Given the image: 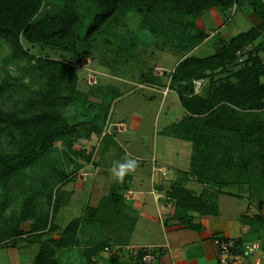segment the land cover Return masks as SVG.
<instances>
[{"label":"trees","instance_id":"1","mask_svg":"<svg viewBox=\"0 0 264 264\" xmlns=\"http://www.w3.org/2000/svg\"><path fill=\"white\" fill-rule=\"evenodd\" d=\"M47 1L61 5L52 8L51 12H44ZM87 1L92 15L79 10L77 0H0V39L8 42L18 56L31 54L24 46L25 40L31 44L58 48L71 46V53L80 58L84 55L93 56L96 42L100 40L105 53L104 46L114 44L110 37L118 31L122 33V28L128 29L134 16H140V24L146 20L144 25L152 28L151 35L157 49L173 47L175 52L185 55L172 73L171 87L176 90L186 115L179 122L173 123L170 131L167 130L175 137L192 144V156L190 169L168 192V201L174 208V216L189 226L193 225L191 212H198L202 216H217L220 212L217 197L220 194L243 197L242 192H234L231 188L247 184L250 189L248 199L256 203L259 212L243 215V221L249 226L250 234L262 241L264 248V214L261 213L264 181L260 180L264 175V63L257 53L258 49L246 51V47L264 32V0ZM243 2L252 5L259 25L234 35L229 41L221 40L219 47L215 46L214 53L209 56L188 55L207 37V33L197 22L201 14L217 4L227 8ZM157 22L162 25L159 31L155 28ZM131 35L123 39L119 36V49L112 47L109 50L118 56L122 50L136 47V33ZM244 53L245 59L240 61V55ZM110 58L114 62L115 55ZM37 61L41 71L50 70L58 74L57 76L73 70L62 59L37 57ZM109 66L111 69L115 67L113 63ZM151 71L152 67L142 75V79L161 84V80L152 76ZM201 80H206V83L197 91L196 82ZM8 87L10 83L4 80L0 85V93ZM54 87L44 93L45 107L40 111H32L28 115L0 111V131L3 130L14 139L18 131L24 135L20 142L22 144L19 143L16 151L0 152V187L9 188L10 183L17 177L25 178L41 163L57 139L78 136L79 127L94 125V122L71 123L58 108L67 97ZM103 93L105 98L112 100L111 103L119 97L118 89L112 86ZM110 109L109 103L103 115L104 119L109 115ZM92 128L95 133L102 132L101 126L94 125ZM251 145L257 146L258 151L244 150ZM257 162L261 167L257 168ZM60 174L61 181L66 180L67 174ZM189 177L202 183L207 182L209 186L197 193L187 185ZM42 185L49 188L47 183ZM119 187L127 189L128 183ZM49 189L46 194L51 203L52 190ZM122 197L121 192L116 191L111 198L103 200L97 207H90L86 220L94 223L97 221L100 225L103 222L108 223L109 219L115 218L114 212L117 215L119 211L115 207L123 205ZM58 205L54 200L52 215L59 209ZM36 206L35 195L26 197L22 207L24 218L30 217ZM113 208L112 215L104 218L102 222L99 218L90 219ZM35 220L32 227L34 233L53 232L58 227L47 216H38ZM81 221V218L71 220L62 228L60 237L40 242L34 264H60L57 252L79 244L78 230ZM23 233L16 228L9 229L5 233L4 242L7 243ZM243 241L238 240L240 244ZM4 242H0V245L5 244ZM105 242L85 250L87 264H96L94 255L111 245L110 241ZM151 251L156 254V249L151 247ZM143 254L142 249L139 254H135L141 264H145L142 260ZM118 260L119 255L111 256L112 264H118Z\"/></svg>","mask_w":264,"mask_h":264},{"label":"rangeland","instance_id":"2","mask_svg":"<svg viewBox=\"0 0 264 264\" xmlns=\"http://www.w3.org/2000/svg\"><path fill=\"white\" fill-rule=\"evenodd\" d=\"M60 5L61 3L47 1L43 11L51 12L52 8H58ZM89 5L87 0H77L79 10L87 11L89 15H92L93 12ZM130 21L128 29L122 28V33L119 31L115 33L114 36L117 39L114 36L110 37L114 44L104 46L105 53L103 43L101 44L102 41L100 40L97 41L98 43L96 42L93 56L84 55L80 58L71 53V46L58 48L44 44H31L25 40H23L24 46L31 54L30 56H18L8 42L0 39V85L4 80L10 83V87L6 88L2 94L0 93V111L15 112L19 115H28L32 111H40L45 107L44 93L56 86L59 93L67 97L58 108L64 112L71 123L88 122L90 124L94 122L96 127L101 126L102 129V132L98 134L93 131L92 126L94 125L89 127L80 125L78 136L57 139L41 163L33 168L25 178L17 177L10 183L9 188L0 187L1 243L5 241V233L9 229L22 230L24 232L22 235L27 241L36 242L32 244L29 252L30 255H34L40 250V242L60 237L62 228L71 220L81 218V226L78 230L79 244L59 250L57 252L59 263L87 264L85 250L92 245L111 240L109 242L110 247L103 248L93 257L96 264H110L112 255H120L119 245L112 246V239L115 237L113 234L120 235L126 241L132 236V241L150 239L151 234L145 229L147 228L145 217L138 220L136 229L132 232L130 228L123 229L120 227L121 230H118L119 228L114 221V219H118L116 212L113 214L114 219H109L108 223L103 222L101 225L96 223L97 221L95 223L92 221V223L86 220L89 215L87 210L90 208L87 204L92 202L95 204L96 198L102 202L108 197L111 198L116 191L117 193L121 192V194L129 193L128 188H118L119 185L123 186V184L130 182L128 176L134 174L133 183L135 184L132 186L137 187V185L139 186L138 183H141L143 188H149L151 185L150 178L141 179L137 176L148 175L147 172L150 171L154 160L158 166L164 162L162 154L167 150L171 153L177 150V147L175 149L169 147L171 144L169 142L174 140L169 139L172 136V133H169L171 126L168 128L169 131L167 130L166 136L162 135L161 130L169 124L167 122L176 120L179 115L182 116V109L179 106L170 108L169 101L165 105L162 103V105L161 94L159 93H154L155 96L149 98L147 95L153 94L152 92L135 88L136 85L138 87L142 75L150 67L153 68V66L161 64L170 71L175 67L181 55L174 54L173 47L164 50L157 49L153 41L154 37L151 35L150 29L152 28H147L144 25L146 20L140 24V16H134ZM197 22L201 28L206 29L207 35H212L208 42L192 51L191 54L198 57L213 54L215 46L217 48L221 40L229 41L234 35L247 31L260 23L252 5L248 2L234 4L227 8H222L220 4L214 5L201 14ZM139 25L141 27H138ZM155 28L158 31L161 30V23L157 22ZM135 33V40L138 42L136 47L125 49V51L120 50L118 56L109 50L112 47L115 50L119 49V36H122L123 39ZM250 49L252 51L258 49L259 52L257 53L264 63V32L246 47V51ZM114 55L116 59L114 58V62H112L110 57ZM245 56V53L240 55V61L245 59ZM37 57L65 60L73 67V70H69L63 76H57L58 74H54L50 70L48 72L41 71L38 67ZM105 59L106 62L103 63ZM109 62L113 63L115 67L111 69ZM154 71L159 73L161 70L159 67H155ZM205 83L206 80L196 82V90L199 91ZM111 86L118 89L119 92V97L112 103L109 97L105 98L103 95V92ZM109 103L111 109L109 115L104 119L103 115L106 113ZM15 136L14 139L13 136H9L3 130L0 131V152L11 153L17 150L24 135L18 131ZM257 148V146L251 145L245 147L244 150L255 152L258 151ZM155 152L157 155L154 157ZM179 158L181 159L183 156L181 155ZM126 159H135L137 163H143V166L136 163V168L133 171L126 172L123 178L117 180L111 172L113 163L123 162ZM163 165V173H166L168 166ZM259 166L261 167V164L257 162V168ZM143 171L145 173H142ZM61 172L67 174L64 181L60 179ZM103 175L107 179L104 182L102 193L100 192V184L104 179ZM260 180L264 181V175L261 176ZM96 182L95 198L90 203V192ZM43 183H47L46 186L52 190L51 203H49L46 194L50 189L43 186ZM231 190L247 195L250 192L247 184L238 185ZM30 195H35L37 206L30 217L24 218L22 207L24 200ZM129 195L130 198L134 197L132 192ZM140 197L144 198L140 199ZM150 197V195L142 196L139 194L137 200H134L135 206L127 207L128 214L137 217L140 212L135 207L142 208L141 201L144 200L148 203ZM122 198L124 199L125 196ZM54 200L58 202L59 209L52 215ZM223 201L224 203L232 201L231 208L225 210ZM220 202L223 212H239L237 205L241 202L236 201L231 196L223 195ZM244 203L245 201L241 204L244 205ZM115 208L121 209L118 206ZM115 208L109 212L108 210L104 211L97 217L90 219L98 220L99 218L102 222L104 218L112 215ZM148 209L150 210V207ZM144 210H147V207ZM165 212V210H160L161 214H165ZM38 216H47L49 219H53V223L59 228L56 227L53 232L34 233L32 227L36 221L35 218ZM126 224H128V220H126ZM20 237L17 236L12 240Z\"/></svg>","mask_w":264,"mask_h":264},{"label":"crops","instance_id":"3","mask_svg":"<svg viewBox=\"0 0 264 264\" xmlns=\"http://www.w3.org/2000/svg\"><path fill=\"white\" fill-rule=\"evenodd\" d=\"M205 32H207L206 29ZM211 36L212 35H207L206 39L193 50H196L202 44L208 42ZM192 51L188 55H192ZM174 54L181 55L175 65L176 67L184 56L183 54L175 51ZM155 67H159L161 71L156 73L154 71ZM155 67L153 66L151 74L152 76L159 78V80H161V84L144 81L141 78V82H138V87L136 85L135 89H146L150 91V93L152 92L153 94L147 95L149 98L154 97V93H159L161 94V104L164 103L165 105V103L169 101L170 108L179 106L182 109V116L179 115L177 118L178 120L176 119L174 121L167 122L169 124L162 128L161 133L163 136H166L167 129L171 126V124L182 120L186 115V111L181 105L176 90L171 87V77L175 67L170 71L161 64H157ZM169 139L177 140L169 142L171 143L169 144V147H174V149L177 147V150L173 153L168 152L167 150L162 154L164 162L158 166L157 162L154 160L153 164H151L150 171L147 172L148 175L141 174L140 176H137V178L139 177L141 179L150 178L151 185L149 188H143L141 183H138L139 186L137 185V187L132 186V184H135L133 183L135 178L134 174L128 176L130 177V182L128 183L129 193L126 194V192H124L122 194L123 197L125 196V200L123 199V205L120 207L121 209H119L120 212L118 211L119 215H116V217H118L115 221L116 226L119 228L118 230H121L120 227L123 229L130 228L132 229V232L136 229L135 227L138 220L145 217L147 223V228L145 229L151 234V236L150 239L144 241L142 239L132 241V236L126 241V239L121 238L120 235L118 236L113 234L115 237L112 239V246L119 245L118 250L120 255L118 264H141L135 254H139L140 249L147 246L156 249L157 260L155 264H220L215 244V239L217 237L231 238L237 241L243 239L245 242H261V246L258 249L251 251L246 256L243 264H257L259 262L260 264H264V248L262 246V241L250 234L249 226H247L243 221V215L247 213L255 214L259 212L256 203L249 201L247 194L243 193V197L240 198L228 194H220L217 197L220 210L219 214L217 216H202L198 212H191L190 214L193 219V225L191 226L174 216L175 211L168 201V192L172 185L177 182L180 177H183L185 172L190 169L192 144L187 140L175 137L174 135L170 136ZM156 155L157 152L154 153V157ZM181 155L183 158L180 159L179 157ZM163 164L168 166L166 173H163ZM137 165L143 166V163H137ZM142 173L145 172L143 171ZM103 177L104 179L100 184V192L102 193V188H104L105 185L104 182L107 179L105 175H103ZM187 183V185L194 189L197 193H200L203 188L209 186L207 182L202 183L194 177H189L187 179ZM96 184L97 182L94 183L93 188L91 189L92 191L90 192V203L95 198L94 193L97 188ZM130 192L134 194L133 198H130ZM139 194L142 196L150 195L151 197L148 200V203L144 200L141 201L142 208L135 207V209L140 212L137 217L135 215L130 216V214H128L127 207L131 205L135 206L134 200H137ZM223 195L231 196L233 199L240 201L241 203L245 201L244 205L241 203L237 205L239 209L238 213H231L228 211L223 212L221 210L220 199ZM143 198L144 197H140V199ZM99 204L100 201L96 198L95 204L92 202L91 204H87V206L97 207ZM144 206L147 207V210H144ZM231 206L232 201H226L224 203L225 210H228ZM149 207L150 210L148 209ZM160 210H165V214H161ZM261 213L264 214V197ZM126 220H128V224H126ZM131 235L133 234L131 233ZM34 243L36 242L27 241L24 235H21L20 238H16L15 240L0 245V264H34L35 257L39 252L38 250L34 255H30V248ZM1 254H3V257H1Z\"/></svg>","mask_w":264,"mask_h":264},{"label":"built area","instance_id":"4","mask_svg":"<svg viewBox=\"0 0 264 264\" xmlns=\"http://www.w3.org/2000/svg\"><path fill=\"white\" fill-rule=\"evenodd\" d=\"M215 244L220 264H243L246 256L251 251L258 249L261 246V242L259 241H244L240 244L235 239L225 237H217L215 239ZM141 249L144 251V254L142 255L143 262L145 264H155L157 257L156 254L151 251V247L147 246ZM257 264H260V262Z\"/></svg>","mask_w":264,"mask_h":264},{"label":"clouds","instance_id":"5","mask_svg":"<svg viewBox=\"0 0 264 264\" xmlns=\"http://www.w3.org/2000/svg\"><path fill=\"white\" fill-rule=\"evenodd\" d=\"M136 163L135 159H126L123 162H114L111 172L117 180H119L124 177L126 172L133 171L136 168Z\"/></svg>","mask_w":264,"mask_h":264}]
</instances>
